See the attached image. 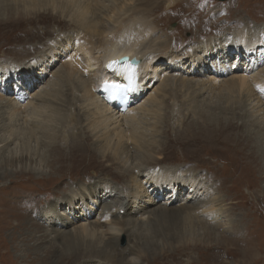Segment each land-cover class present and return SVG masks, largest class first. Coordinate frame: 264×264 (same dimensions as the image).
<instances>
[{
  "label": "rangeland",
  "instance_id": "1",
  "mask_svg": "<svg viewBox=\"0 0 264 264\" xmlns=\"http://www.w3.org/2000/svg\"><path fill=\"white\" fill-rule=\"evenodd\" d=\"M69 1L56 0L53 5L55 10L49 4L45 8L40 5L30 9L32 14L25 17L28 20L24 21L22 29L8 30L0 23V69L11 67L7 72L10 78L0 80L2 94L15 101L24 98L18 100L20 103L27 102L28 93L38 90L41 83L51 79L53 71L62 63L60 57L49 64V72L43 77L40 69L44 65H32L42 53L49 51L48 46L57 47L59 43L67 42L65 53L72 52L79 61L84 57L94 60L109 43L125 42L126 39L132 41L137 34V25L125 27L121 23L122 18L118 22L121 23L119 27L117 23L112 33L103 34L101 27L99 31L95 27L90 38L82 28L84 21L79 20L84 19V25L91 23L90 26H97L104 9L86 0ZM111 1L117 4L118 10L120 0H105V3L110 4ZM169 1L168 7V3L161 0H132L129 17H138L136 10L143 8L140 6L161 2L155 12L142 18L144 24L147 23L145 29L152 27L154 33L167 37L171 44L169 50L178 55L187 56L199 49L198 54L202 51L200 55L205 60L200 68L181 66L170 71L169 80L163 78V83L156 82V86L159 84L158 91L153 98L150 97L151 101L148 99L145 106L148 109L144 108L149 111L145 117L149 124L131 133L136 139L143 138L142 143L146 139V148L142 149L141 155L151 157L148 163H152L149 167L155 170L154 175L169 170L171 175L179 173L201 182L216 208L224 212V218L215 221L201 213L202 208L197 213L190 211L185 214L178 213L174 208L146 226H135L134 231L127 230L125 221H117L115 226L124 230L126 235L120 234L118 239L115 235L110 246H106L107 241L102 237L104 232L99 239L100 235L85 234L82 230L68 231L74 225L79 226L88 219L96 218L101 201L95 193L86 194L92 183L104 187L112 185L116 189L115 199L130 191L127 185L131 178L128 180L127 175L118 173L116 169L123 162L112 160L108 156L111 151H103V146L95 141L92 123L85 120L89 114L79 110V100H73L78 93L71 94L70 87L63 88L61 83L59 86L62 87L55 85L48 92L59 95L62 103L67 100L68 109L62 110L60 106L56 111H48L50 122L65 135L83 138L91 154H85L83 158L79 156L71 164L66 161L60 166L59 162H53L54 157L47 152L48 147L37 141L35 135H39L34 132L23 133L4 150L1 149L3 143H0V264H264V119L255 118L250 100L264 83V58L254 59L264 51V0ZM110 7L107 11L115 12L116 8L112 10ZM23 20L14 21V27L15 24H22ZM243 33L259 40L258 50L249 52L241 46L237 53L235 50L227 52L228 48L240 43L236 37ZM61 35L62 39L51 44L52 39ZM15 37L20 38L15 40ZM80 45H85L83 47L88 48L86 50L91 55L83 47L82 53ZM91 46H94L93 51ZM250 58L254 64L258 61L256 68L263 70L260 73L256 71L254 76L252 70L248 73L255 78L240 81L226 77L231 72L241 73L240 67L248 65ZM162 65L167 64L164 61ZM192 67L196 72L201 69L202 73L190 72ZM224 68L231 70L215 77L226 78L225 82L219 80L209 87L205 86L207 89L211 86V90L198 95L190 77L203 78L207 72L212 76L216 69ZM26 69H30L29 72ZM13 70L17 71L18 77H11ZM30 77L33 79L29 80ZM260 100L264 101L263 98ZM70 104L73 110L68 107ZM17 111L21 113V110ZM145 129H150L152 134L148 131L150 135H141ZM63 146L62 152L67 153L70 144ZM34 150L40 154L37 159ZM26 152L33 158L23 157ZM137 152H132L127 165L135 161L133 157ZM44 155L45 160L42 161ZM7 162H13V165ZM52 171L55 174H51ZM71 173L78 176L73 177ZM134 173L137 174L136 169ZM136 174L132 173V176ZM136 177L140 179L141 176L137 174ZM190 185L191 180L185 181L179 190L186 193ZM168 192L169 188L162 191L158 200ZM46 210L56 212V223L50 224L44 218L42 214ZM76 214L80 217L75 218ZM63 220L66 222H60ZM54 233L56 236L51 237ZM53 245L56 246V254L46 263Z\"/></svg>",
  "mask_w": 264,
  "mask_h": 264
},
{
  "label": "bare ground",
  "instance_id": "2",
  "mask_svg": "<svg viewBox=\"0 0 264 264\" xmlns=\"http://www.w3.org/2000/svg\"><path fill=\"white\" fill-rule=\"evenodd\" d=\"M86 1L87 3H94L97 5H101L102 6L101 9H104L102 14L100 15L101 22L95 19V21H97V26L95 25L90 26L91 23L90 24L86 23L87 25H84L85 20L84 19L79 20V21H84L81 24L82 28L85 29V33H87L88 36H90V38L91 35L93 34L92 31L95 30L94 29L95 27H96V31H99L101 27V31L103 34L108 31L109 33H112V30L122 18H123V22L121 23L122 24L124 23L125 27H129L131 25L133 26L137 25L135 27L137 29L135 30L137 31L136 32L137 34H135V37L133 38L132 41L126 39L125 42H121V40L119 39L120 41L114 42L112 40L113 43H109L108 45L105 44L107 45V48L104 51L98 49L99 52L101 51V53L102 52L103 53L94 60L90 59L91 57L90 58L84 57L81 58L79 61L78 59H75L76 58L75 56H74L75 58L73 57L72 52H70V54L65 53L66 50L64 49L65 47H67V42H65L66 44L61 42L59 43L60 45L59 44L57 45V47L56 45L48 46L49 51L47 53H42L40 55V59H38L37 61H33L32 65L34 67H36L35 65L40 66L41 64L45 66V67L43 66V69H40L42 73L40 75H42L41 77H43L47 72H49V70L47 69L49 64H53L55 59L56 58L59 59L60 57L62 63L56 71H53L54 73L52 74L53 76L51 77L50 80L48 79L45 84L44 82L41 83L38 86V90L28 93L29 100L27 102L20 103L18 100L21 99L23 100L24 98L16 99L15 101L14 98L12 97L10 98L7 95L5 96L4 94H2L3 93L2 91L0 92V131L2 132L0 134L1 136L0 143H3L1 149L8 146L10 143L11 144L14 143V141L17 140V138L20 135L22 136L23 133L31 132L33 134L34 132L35 134L39 135V136L35 135L36 137H38L37 141H39L43 146L48 147L47 152L54 157L53 162H59L60 166L63 165V163L66 161L71 164L72 161L77 157L80 156L81 158H83L85 154H91L90 149L85 144V142H83L82 140L83 138L77 135H69V134L65 135L63 132H59L57 130L58 128L56 129V124H52L50 122L49 119L50 114L48 111H52V110L56 111L57 109H60V106H62L63 107L62 110H64L67 107L68 102L66 100L64 101V103H62L63 101L59 99L58 97L59 95L57 96V94L55 95L54 93L50 94L48 90H53V87L55 85L59 86L61 85V83H63V88L70 87V90L72 91L71 94H73V92H75L76 94L78 93L76 96H73V100L74 99H77L76 101L79 100L80 101L78 102L79 110L85 112V114L86 113L89 114V115L87 114L88 115L87 117L85 116L84 117L85 120H88L92 123L89 124L92 125L91 130L93 132L95 141H97L98 144L103 146L102 147L103 151L104 149L111 151L108 156H111L112 160L118 161V163H120V161L123 162L122 165H120L119 168L116 169L118 173L127 175L128 180L129 178H131L129 182L130 184L127 185L130 191L125 195L120 194L121 196L116 197L115 199L113 198V196H114V192H116V189L112 185H109L108 187H104L101 184L97 185L96 183H92V185L89 186L90 191H86V194L92 195L93 193H95V195L98 197V200L101 201L100 205L98 206L96 218L90 220L88 219V221L87 220L85 221L86 223L84 222L79 226L74 225L72 228H69L68 231L71 230V232H76V231L79 232L82 230L85 232V234L100 235L98 236V238L101 239L102 237H105V240L107 241L106 246H110L109 244L112 242L115 235L117 236L118 239L120 234L126 233L121 228L115 226V223L117 221H125L128 225L127 230L129 229L130 231L132 230L134 231L135 226L137 227L138 225L146 226V224L148 225L150 222L154 221L155 218L157 219L158 216L163 215L170 209H174V208H176V211L180 214H185L190 211L197 213L199 212L200 208H202L200 212L205 214V216L215 221L216 220L222 221V218H224V212L220 208H216L213 198H211V196L207 194L206 188H204V185L201 182L197 181L196 179H190L185 175H180L179 173H176L175 175H171L169 170H165L163 173H160L159 175L157 174L154 175L155 170H152L149 167L152 163H148L151 162V157L148 158L149 155H144V157L147 156V158L143 159L144 157H142L141 155V152H143L142 149L146 148V143H147L146 139H144V142L142 143L143 138L136 139L131 133L134 130H139L140 128H142V126H148L149 123L148 120L146 121L147 118L145 117H146V113L149 111L147 112L145 111V109H148V107L145 108V106L148 103V99L149 101H151L154 94H156V92L158 91L159 84L165 81L163 78H167L169 80L171 78V77L168 78L170 71L177 70L181 66L183 67V66L191 65V66H196V68H200L201 64L205 60L202 57V55H200L202 51L199 52L198 54L197 50L199 49H195L196 51L194 50L192 54H188L187 56L178 55L173 50H169L171 44H170V40L169 41L167 40V37H164V35L161 34L159 35L156 32L154 33L153 32L154 30L152 31L151 26H150L151 28H148L147 30L145 29L147 27V26L145 27L147 23L144 24L142 18H146L148 16V13L155 12L160 6L161 2H159L158 4L154 2L153 5L151 6H140L143 8L139 9V11L138 9L136 10L138 12L137 13L138 17L136 15L135 17L132 15V17L130 18L129 14L131 13L132 11L131 8L133 7L132 0H120L119 4L121 6L118 10L116 8L117 4L114 3V1H111L110 4L109 3L106 4L105 0H86ZM161 1L167 2L168 7L171 3L169 0L168 1L161 0ZM50 2H52V4ZM74 2H76V0ZM112 3L114 4L113 6ZM47 4L50 5L52 10H55L53 5L56 4V0H0V23H2L3 26H6L7 27L6 29L8 30L17 29V28L22 29V25L24 21L28 20L25 19V17L32 14L31 10L40 7V5L42 6V8H45ZM108 7L112 8V10L116 8L115 9L116 13L110 10L107 11ZM19 19H24L22 24H15L14 27V21ZM121 23H118V27L119 24ZM144 31H146V33H144ZM62 36L63 35L59 36L56 39L55 38L52 39L51 44L53 43L55 44V41L57 42L58 40L62 39L60 38ZM19 38L20 37H15V40ZM236 38L240 43L238 42L239 44L231 48H228L227 52H231V50L232 51L235 50L237 53L239 52L238 48L241 46L245 47L249 52H254V51L256 52L260 47L259 40L255 39L254 36L250 37L248 36V34L243 33ZM63 39H66L67 41V38H63ZM110 39L111 38H109V40ZM108 41H106V43H108ZM99 45L101 46V44ZM83 46L80 45V49ZM93 47L94 46H91L90 49H92ZM83 49H85V47H83ZM88 51L86 50L85 52L91 55V53H89L90 51L89 52ZM82 53H84V51ZM44 55H46L47 57H44ZM253 55L254 54H252V56ZM126 56L128 57L129 61L131 60L136 61L138 75L135 82V87H134L135 90L128 91L127 92L128 95L124 96V101L121 104H117L116 103L117 101H107L104 96V93H102L100 89L102 83L108 81V82H118L124 85L125 82L123 80V77H118L114 72L108 71L106 69V63L111 59L118 60ZM258 57L264 58V51L260 52L258 56L256 55L254 59L258 60ZM248 60H249L248 65H246L245 67H240L241 73L231 72L226 77H228V79H237L240 81H247V79L249 78H255L252 77L251 74L248 75V73H250L252 70L253 72L252 74L254 76L255 73L256 74L257 72L260 73L262 69L260 70L259 67L256 68V66L258 65L257 64L258 61L256 64H254L252 58ZM164 61L165 64L167 65H162V62ZM10 68L0 69L1 81L10 78L7 73L8 70H10ZM2 70H6V71H2ZM26 70L29 72L30 69H26ZM229 70L231 69L230 68L228 69L224 68L223 70L216 69V71L213 72V74L215 73L214 75L209 76V72H207L203 74V78L199 77L198 79H195L194 77H190L191 80H194L193 85L198 95L210 91L211 86L209 89H207L206 87H209V85H213L219 80L225 82L226 78L219 79L215 77V75H219L220 77V75H225V72H228ZM192 71L196 72V70L193 67L190 72ZM12 72L13 73L11 77L12 76L18 77V75L16 74L17 71L13 70ZM196 73L197 74L202 73V70L199 69V72ZM170 76H175V75H170ZM31 78L33 79V77H30L28 79L31 80ZM255 80L256 79H254V82H257ZM156 82H159L157 86L155 85ZM58 88H56V91H58ZM251 88L253 89L254 87L252 86ZM259 88H261L260 91L257 90V92L259 93L256 92L257 95L254 94L256 96H253V98H251L250 100L255 118L264 119V101L260 100L261 98L264 99V83H262L259 86ZM149 90L151 91L148 92ZM147 93L149 94L146 95ZM71 106L72 105L70 104V106L68 107L71 108ZM71 109L73 110V107ZM17 110H21V113L18 112ZM59 113L61 112L59 111ZM72 129L74 128L72 127ZM148 131L150 132V129H145V132L142 133L141 135L144 134L150 135L149 133H147ZM147 140L150 141L149 138ZM19 141H23V140L19 139ZM66 143L70 144V148L68 149L69 151L67 153H63L62 146ZM37 149L38 148H36V150ZM139 149H141L140 152ZM133 151L134 152L138 151L135 157H133V160H135L136 162L130 161V164L127 165V163L130 160V156L132 157L131 154ZM27 152L23 157L26 158L28 156L30 159H32L33 156L31 154L30 155L27 154ZM28 153H30V151ZM21 154L23 155V152H21ZM35 154H37V157L35 156L36 157L35 159L39 158L40 154H38L37 152ZM15 159L19 160V158H15ZM41 159L42 161L45 160V155ZM7 164L12 166L13 162H7ZM135 169L137 174L141 176L140 179L136 177L137 174L134 173ZM59 171H61V169ZM132 173L136 174V176L133 177ZM51 174H55V173L52 171ZM71 175L73 177L78 176L77 173L75 174L71 173ZM119 176L121 178H124L121 175ZM189 180H191V185L188 189L189 191L187 190L188 192L186 193L181 192V190L179 189L182 187V184L185 183V181H189ZM166 188H169V192L165 197L158 200L159 194L162 191H164ZM203 194L204 197H202ZM139 200H141L142 203H138L140 202ZM81 202L83 201L81 200ZM60 214H64V212H60ZM42 215L44 216V218H46L49 221L48 223L50 224L56 223V212H51L46 210ZM74 217L78 218L80 216L76 214V216ZM152 217L153 220L151 219ZM3 218L5 220V217ZM87 218L88 216L86 217V219ZM60 222H66V221L63 220ZM50 228L53 227L50 226ZM102 232H104L103 236L101 235ZM1 233L2 230L0 228V243L2 241ZM53 236H56V234L54 233L51 237ZM130 251L131 250H129V252ZM55 254H56V246L53 245L52 247H50L48 261H46V263L52 260L53 259L52 257L55 256ZM27 256L29 257L30 254H27ZM37 257L38 256L32 257L30 260H34ZM27 260L28 258H26V261ZM39 260L41 259L39 258Z\"/></svg>",
  "mask_w": 264,
  "mask_h": 264
},
{
  "label": "snow or ice",
  "instance_id": "3",
  "mask_svg": "<svg viewBox=\"0 0 264 264\" xmlns=\"http://www.w3.org/2000/svg\"><path fill=\"white\" fill-rule=\"evenodd\" d=\"M106 67L116 74L118 77H123L128 82L127 86L118 82L105 81L104 86L108 88L112 95H122L128 91H134V85L138 75L136 62L129 61L127 57L119 60L110 61Z\"/></svg>",
  "mask_w": 264,
  "mask_h": 264
},
{
  "label": "water",
  "instance_id": "4",
  "mask_svg": "<svg viewBox=\"0 0 264 264\" xmlns=\"http://www.w3.org/2000/svg\"><path fill=\"white\" fill-rule=\"evenodd\" d=\"M119 60V59H118ZM135 61V60H134Z\"/></svg>",
  "mask_w": 264,
  "mask_h": 264
}]
</instances>
